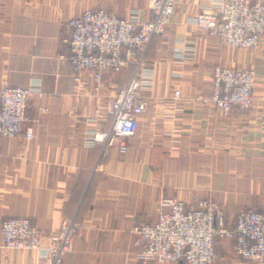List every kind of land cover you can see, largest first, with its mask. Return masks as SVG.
Listing matches in <instances>:
<instances>
[{"label":"crops","instance_id":"0c3cea01","mask_svg":"<svg viewBox=\"0 0 264 264\" xmlns=\"http://www.w3.org/2000/svg\"><path fill=\"white\" fill-rule=\"evenodd\" d=\"M199 5L176 0L170 23L152 38L149 104L119 154L88 140L108 128L105 104L133 66L105 72L97 84L91 71L72 70L64 40L68 21L85 10L124 18L136 8L149 20L148 0H0V88L39 82L43 93L29 95L24 129L32 138L0 142V226L26 216L43 247L62 220L75 218L81 226L61 264H161L139 259L143 241L130 232L136 221L156 220L161 197L213 200L227 226L241 210L264 214V37L251 49L223 46L189 22ZM182 44L191 53L177 58ZM215 65L254 70L252 108L224 116L193 100L208 93ZM214 248L213 264H260L236 257L230 240ZM39 252L6 251L0 238V264H41Z\"/></svg>","mask_w":264,"mask_h":264},{"label":"built area","instance_id":"2783aa9c","mask_svg":"<svg viewBox=\"0 0 264 264\" xmlns=\"http://www.w3.org/2000/svg\"><path fill=\"white\" fill-rule=\"evenodd\" d=\"M176 0H148L149 20H141L139 10L132 8L124 18L103 9L85 10L68 21L69 33L64 40L65 56L72 70L93 73L99 83L101 74L118 73L133 66L128 83L118 88L105 104L109 120L106 130H96L89 144L102 151L116 148L119 154L127 150L126 140L134 135L137 118L148 107L146 92L153 83L152 71L145 67L146 52L152 38L161 35L174 13ZM189 22L214 36L223 46L251 49L264 37V3L261 0H200L197 13ZM191 49L177 46V58H184ZM78 80V77H75ZM255 72L250 68L215 65L208 93L193 100L226 116L232 108L253 107ZM43 96L40 83L26 88H0V142L3 138L23 135L29 140L32 130L24 129L27 121L29 95ZM174 99L180 91H174ZM40 113L47 111L39 108ZM224 212L214 201L199 199L193 204L168 198L160 199L153 223L136 221L130 232L142 238L141 260L158 263L213 264L218 255L216 238L233 241L235 254L243 260L264 264V214L252 209L241 210L233 225L224 223ZM81 223L75 218L61 221L47 234L45 246H39L40 233L26 216L5 219L0 226L1 246L7 251L38 250L41 264H61Z\"/></svg>","mask_w":264,"mask_h":264},{"label":"rangeland","instance_id":"374dc122","mask_svg":"<svg viewBox=\"0 0 264 264\" xmlns=\"http://www.w3.org/2000/svg\"><path fill=\"white\" fill-rule=\"evenodd\" d=\"M127 143V142H126ZM168 199V198H166V197H161V198H159V200H158V205H159V201H160V199ZM171 198H174V197H171ZM174 199H177V198H174ZM178 200H181V201H184L185 203H188V204H193V203H195V202H197L198 200H195V201H186V200H182V199H178ZM213 201V200H212ZM216 203V202H215ZM217 204V203H216ZM218 206H219V204H217ZM219 207H221V206H219ZM222 208V207H221ZM222 210H223V208H222ZM157 211H158V206H157ZM223 212H224V210H223ZM224 216H225V212H224ZM156 217H157V214H156ZM11 218V217H10ZM224 218V217H223ZM235 218V217H234ZM234 218H233V220H234ZM8 219V218H7ZM233 220H232V225H233ZM32 223V222H31ZM224 223H225V221H224ZM33 225V224H32ZM35 227V226H34ZM57 229V228H56ZM55 229V230H56ZM40 233V232H39ZM78 233V232H77ZM41 235V234H40ZM76 236V235H75ZM74 236V237H75ZM215 240H217V241H219V242H222L223 240H228V239H222V238H216ZM230 241H232V240H230ZM214 244H215V241H214ZM2 247V246H1ZM5 250V249H4ZM214 250H215V248H214ZM7 251V250H6ZM232 251H233V253H234V255L236 256V257H238L236 254H235V252H234V249H233V241H232ZM238 258H240V257H238ZM218 260V259H217ZM216 260V261H217ZM250 261H253V260H250ZM156 262V261H155ZM156 263H158V262H156ZM161 264H164V263H161Z\"/></svg>","mask_w":264,"mask_h":264},{"label":"trees","instance_id":"16d2710c","mask_svg":"<svg viewBox=\"0 0 264 264\" xmlns=\"http://www.w3.org/2000/svg\"><path fill=\"white\" fill-rule=\"evenodd\" d=\"M246 210V209H245Z\"/></svg>","mask_w":264,"mask_h":264}]
</instances>
